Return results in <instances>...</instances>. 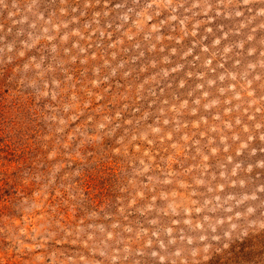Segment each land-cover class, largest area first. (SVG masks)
I'll return each instance as SVG.
<instances>
[{"label": "clouds", "instance_id": "clouds-1", "mask_svg": "<svg viewBox=\"0 0 264 264\" xmlns=\"http://www.w3.org/2000/svg\"><path fill=\"white\" fill-rule=\"evenodd\" d=\"M0 264H264V0H0Z\"/></svg>", "mask_w": 264, "mask_h": 264}]
</instances>
